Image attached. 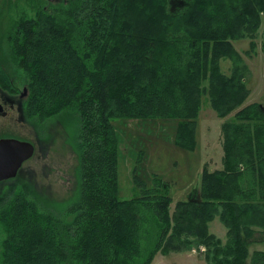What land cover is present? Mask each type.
Wrapping results in <instances>:
<instances>
[{
    "label": "trees",
    "instance_id": "16d2710c",
    "mask_svg": "<svg viewBox=\"0 0 264 264\" xmlns=\"http://www.w3.org/2000/svg\"><path fill=\"white\" fill-rule=\"evenodd\" d=\"M57 1L11 20L0 88L16 93L13 67L27 119L72 113L77 197L63 213L21 192L2 201L0 264H152L201 247L206 264H264V104L244 105L247 69L233 45L249 39L253 50L263 26L264 54V0ZM203 97L224 120L222 169H204L172 213L157 177L135 176L138 196L121 200L112 121L175 120V146L191 151ZM215 217L225 244L209 233Z\"/></svg>",
    "mask_w": 264,
    "mask_h": 264
},
{
    "label": "rangeland",
    "instance_id": "374dc122",
    "mask_svg": "<svg viewBox=\"0 0 264 264\" xmlns=\"http://www.w3.org/2000/svg\"><path fill=\"white\" fill-rule=\"evenodd\" d=\"M56 4H59L57 0H0L1 62L6 59L5 31L11 20L21 14L33 15L36 7L41 6L47 10ZM262 22L264 23V16ZM262 28L263 26L254 40L253 50L249 48V39L233 42L247 69L246 84L250 94L244 105L264 104ZM221 67L223 72L228 74L230 63L222 61ZM8 71L16 93H22L26 86L23 75L13 67H8ZM16 99L12 105H6L0 97L3 107V113L0 114V139L11 138L29 142L36 149L32 159L23 164L14 180L0 184V204L12 194L21 192L54 213H63L75 201L78 190L77 158L72 149V142L76 138L75 119H72V113H64L45 122L29 120L24 116L22 108H18L20 101L18 97ZM196 122L195 148L190 151L174 144L175 120H113L112 126L118 142V197L121 200H130L138 196L135 176L145 181L148 186L154 177L167 182L168 193L172 199L170 213L173 212L176 202L195 196L198 191L194 189L199 187L202 171L205 169L212 173L222 169L220 127L224 120L216 116L208 98L203 97ZM208 230L222 244L226 243V229L217 217L208 224ZM255 249L262 248L257 245ZM204 251L201 247L199 250L171 253L168 256L158 253L152 264H206Z\"/></svg>",
    "mask_w": 264,
    "mask_h": 264
},
{
    "label": "water",
    "instance_id": "95a60500",
    "mask_svg": "<svg viewBox=\"0 0 264 264\" xmlns=\"http://www.w3.org/2000/svg\"><path fill=\"white\" fill-rule=\"evenodd\" d=\"M26 93L24 88L22 94ZM31 143L11 138L0 139V182L14 179L22 165L32 158Z\"/></svg>",
    "mask_w": 264,
    "mask_h": 264
},
{
    "label": "flooded vegetation",
    "instance_id": "af4514ba",
    "mask_svg": "<svg viewBox=\"0 0 264 264\" xmlns=\"http://www.w3.org/2000/svg\"><path fill=\"white\" fill-rule=\"evenodd\" d=\"M25 88V87H24ZM26 89V93L23 95L21 92H17V93H10V92H8V91H4V90H1L0 89V97H1V99H2V102H3V104H6V105H12L13 104V102H15V99L18 97V100L21 102V104H20V102H19V105H18V108L20 107V109L22 108V101H23V99L26 97V95H27V88H25ZM17 100V99H16ZM3 113V107H2V104H0V114H2ZM33 145V144H32ZM33 147H34V152H35V146L33 145ZM34 155V154H33ZM33 157V156H32ZM30 159H32V158H30ZM29 159V160H30ZM28 160V161H29ZM26 163V162H25ZM23 166V165H22ZM21 170V169H20ZM19 170V171H20ZM18 175V174H17ZM17 177V176H16ZM15 177V178H16ZM14 178V179H15ZM13 179V180H14ZM10 180H12V179H10ZM10 180H5V181H1L0 182V184H4V183H6V181H10Z\"/></svg>",
    "mask_w": 264,
    "mask_h": 264
}]
</instances>
